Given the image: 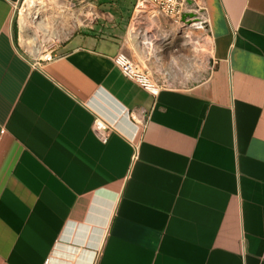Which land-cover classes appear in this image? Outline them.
Listing matches in <instances>:
<instances>
[{
  "label": "crops",
  "instance_id": "0c3cea01",
  "mask_svg": "<svg viewBox=\"0 0 264 264\" xmlns=\"http://www.w3.org/2000/svg\"><path fill=\"white\" fill-rule=\"evenodd\" d=\"M130 1L0 0V264H264V0H205L206 74L156 94L114 62Z\"/></svg>",
  "mask_w": 264,
  "mask_h": 264
},
{
  "label": "rangeland",
  "instance_id": "374dc122",
  "mask_svg": "<svg viewBox=\"0 0 264 264\" xmlns=\"http://www.w3.org/2000/svg\"><path fill=\"white\" fill-rule=\"evenodd\" d=\"M95 1V6L99 5H105L106 3H112L114 0H82V2H77L73 4L72 0H47V6L50 7V15L51 20L53 21V30L55 27H58L60 25H65L68 31L71 32V29H73L75 19L76 18H91L89 7H86L83 11L80 12L79 7L85 5L88 2ZM63 6L65 8L64 12H58L56 7L57 6ZM135 6H136V0H132L127 3L126 10L121 11L124 18V23H127L126 32L127 35L129 25L131 24L132 18L135 13ZM122 7V6H120ZM103 10H106L105 8ZM107 11V10H106ZM101 15V12L98 10L95 12V18L97 17V14ZM100 20H103L102 17H100ZM172 22L171 20H169ZM57 24V25H56ZM107 29V28H106ZM97 31V30H96ZM120 33H122L123 29L120 28ZM179 31V30H178ZM101 32V31H100ZM176 34L174 37V40L172 41L170 35L168 36V39H164V41L161 43V55L160 60H156L155 58H152L151 60L144 61L137 55V52L134 50V48L128 44L125 45L123 51L127 52L129 56L137 62L143 69H146L148 71H151L153 76L156 78H159L162 82H159L162 85H167L169 82L173 81L176 85L178 84H184L187 82H194L196 80L201 79L207 72L210 62L209 59H207L204 54L206 51V47L201 42V34L203 31H184L182 32H175ZM104 34H107L105 32ZM163 34H167V32H164ZM170 34V33H169ZM32 35V31L28 30L26 31L25 37H30ZM162 35V34H161ZM163 36V35H162ZM191 37H195L196 46L193 47L190 44ZM122 42L124 41V38H119ZM55 46V43L47 42L45 43V47L49 49L50 47ZM157 68H161L163 70L167 71H173L174 78L171 79L170 75L168 74H161L157 72ZM150 72V73H151ZM151 74V75H152ZM172 75V77H173ZM170 76V77H169ZM153 77V78H154Z\"/></svg>",
  "mask_w": 264,
  "mask_h": 264
},
{
  "label": "built area",
  "instance_id": "2783aa9c",
  "mask_svg": "<svg viewBox=\"0 0 264 264\" xmlns=\"http://www.w3.org/2000/svg\"><path fill=\"white\" fill-rule=\"evenodd\" d=\"M72 2L75 4L82 0H72ZM137 9L141 14L154 18L157 24L161 23V18L171 20L182 33L209 29L205 0H136L135 11ZM42 58L51 60L52 51L46 52ZM114 62L127 78L143 89L156 94L164 87L153 78L150 71L143 69L126 53L119 51L114 57ZM92 127L101 140H107L110 126L103 118L95 117Z\"/></svg>",
  "mask_w": 264,
  "mask_h": 264
},
{
  "label": "bare ground",
  "instance_id": "6f19581e",
  "mask_svg": "<svg viewBox=\"0 0 264 264\" xmlns=\"http://www.w3.org/2000/svg\"><path fill=\"white\" fill-rule=\"evenodd\" d=\"M157 27L158 24L154 18L141 14L139 9L135 11L130 24L127 43L134 48L144 63L152 58L157 61L160 60L161 43L165 38ZM190 40L191 46L195 47V37H191ZM37 42L35 43V51L38 52L41 49V44Z\"/></svg>",
  "mask_w": 264,
  "mask_h": 264
}]
</instances>
